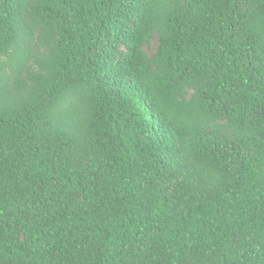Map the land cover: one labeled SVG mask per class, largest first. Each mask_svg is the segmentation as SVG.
Returning <instances> with one entry per match:
<instances>
[{
	"label": "trees",
	"instance_id": "trees-1",
	"mask_svg": "<svg viewBox=\"0 0 264 264\" xmlns=\"http://www.w3.org/2000/svg\"><path fill=\"white\" fill-rule=\"evenodd\" d=\"M0 264H264V0H0Z\"/></svg>",
	"mask_w": 264,
	"mask_h": 264
},
{
	"label": "rangeland",
	"instance_id": "rangeland-1",
	"mask_svg": "<svg viewBox=\"0 0 264 264\" xmlns=\"http://www.w3.org/2000/svg\"><path fill=\"white\" fill-rule=\"evenodd\" d=\"M156 45H157V42L154 41V43H152L151 47H147L148 51L152 52L155 49Z\"/></svg>",
	"mask_w": 264,
	"mask_h": 264
}]
</instances>
